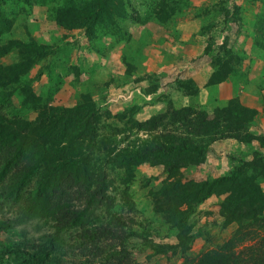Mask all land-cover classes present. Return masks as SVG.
Returning <instances> with one entry per match:
<instances>
[{
  "label": "rangeland",
  "instance_id": "374dc122",
  "mask_svg": "<svg viewBox=\"0 0 264 264\" xmlns=\"http://www.w3.org/2000/svg\"><path fill=\"white\" fill-rule=\"evenodd\" d=\"M75 1L85 0H0V115L31 120L48 106H73L85 96L94 102L102 127L91 163L99 167L109 160L104 195L110 198L108 205L103 200L97 220L121 217L126 227L146 234L154 244L177 242L160 212L167 175L163 166H126L114 159L149 136L137 129L141 121L181 107L215 116L217 110L234 106L228 104L236 98L248 109L245 114L235 112L245 121L238 136L209 143L201 163L181 168L182 180H211L241 166L264 190V0H129L132 17L115 19L112 26L99 23L92 39L84 28L56 21V11ZM201 79L207 95L197 102L192 99ZM182 94L189 95L187 101ZM150 104L161 109L145 119L143 109ZM188 137L196 143L203 138ZM34 183L35 177L29 178L23 194L30 195ZM221 199L223 195L213 194L190 212L189 248L159 254L135 236L123 261L217 264L211 256L222 250L231 256L229 263L264 264V230L259 224L245 221L236 239L226 243L238 226L225 222ZM70 200L74 207H83V198L71 195ZM17 216L0 210V220ZM51 223L41 215L29 216L16 222L14 233L0 230V246L23 242L20 247L28 244L32 252L33 242L47 239ZM255 233L257 238L251 236ZM72 240L66 232V243ZM85 257L75 248L60 261L55 256L53 264L101 261L87 262Z\"/></svg>",
  "mask_w": 264,
  "mask_h": 264
},
{
  "label": "trees",
  "instance_id": "16d2710c",
  "mask_svg": "<svg viewBox=\"0 0 264 264\" xmlns=\"http://www.w3.org/2000/svg\"><path fill=\"white\" fill-rule=\"evenodd\" d=\"M128 7L129 0L75 1L59 8L55 17L69 27L84 28L92 39L99 23L112 26L115 19L132 17ZM234 99L228 104L234 106L217 110L215 116L188 106L141 121L137 129L149 136L114 159L123 160L126 166L142 162L163 166L167 175L159 198L160 212L164 213L169 228L175 230L174 244H154L146 234L126 227L121 217L97 220L96 212L103 200L104 205L110 202L104 195L109 160L99 167L91 163L92 150L99 146L97 135L102 125L94 102L87 96L73 106H48L31 120L6 119L0 115V210L18 214L17 218L7 219L8 222L0 220V230L14 233L16 222H23L29 216L41 215L52 222L47 239L33 242L32 252L27 249L28 244L20 247L23 242L1 245L4 264H53L55 256L60 261L63 254L75 248L87 256V262L92 258L101 260L98 264H130L123 260L127 258V245L135 236L144 239L156 253L169 251L175 255L190 246L192 237L186 227L190 212L213 194L223 195L220 213L225 222H235L238 226L226 243L236 239L245 221L257 223L264 230V190L241 166L211 180H182L181 168L201 163L209 143L220 138H236L239 129L245 127V121L235 112L245 114L248 109ZM191 135L203 138L196 143L189 140ZM32 177H35L34 190L25 195L23 188ZM71 195L83 198V207H74ZM68 231L73 243L65 241ZM251 236L258 237V233ZM117 246L121 247L120 251ZM211 259L217 264H227L231 256L220 250L214 251ZM208 262L201 260L200 264Z\"/></svg>",
  "mask_w": 264,
  "mask_h": 264
},
{
  "label": "crops",
  "instance_id": "0c3cea01",
  "mask_svg": "<svg viewBox=\"0 0 264 264\" xmlns=\"http://www.w3.org/2000/svg\"><path fill=\"white\" fill-rule=\"evenodd\" d=\"M196 83L198 86V92H196V96L193 97L192 100L199 102V100L205 99V97L207 95L206 86H205L206 81L204 79H201V80H197ZM182 97L185 98L184 101L185 100L187 101V98L189 97V95L182 94ZM127 100L129 101V99H127ZM160 109H161V107L157 104L145 105L143 112L146 114V116H144L143 118H145V119L148 118L152 114L157 113Z\"/></svg>",
  "mask_w": 264,
  "mask_h": 264
}]
</instances>
